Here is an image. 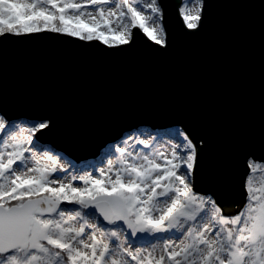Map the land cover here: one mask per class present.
I'll return each instance as SVG.
<instances>
[{
  "label": "snow or ice",
  "instance_id": "snow-or-ice-1",
  "mask_svg": "<svg viewBox=\"0 0 264 264\" xmlns=\"http://www.w3.org/2000/svg\"><path fill=\"white\" fill-rule=\"evenodd\" d=\"M203 9L181 0L182 27L197 30ZM42 32L108 48L143 33L168 46L161 0H0V37ZM50 125L0 113V264H264V155L248 157L242 206L225 216L231 202L194 188L197 148L185 132L134 130L77 168L41 149L36 134Z\"/></svg>",
  "mask_w": 264,
  "mask_h": 264
},
{
  "label": "water",
  "instance_id": "water-1",
  "mask_svg": "<svg viewBox=\"0 0 264 264\" xmlns=\"http://www.w3.org/2000/svg\"><path fill=\"white\" fill-rule=\"evenodd\" d=\"M161 2L166 48L143 33L119 48L49 32L0 37V113L49 119L39 145L82 165L134 130L180 127L197 148L195 190L235 215L246 161L264 155V0H204L195 31L182 27L181 0Z\"/></svg>",
  "mask_w": 264,
  "mask_h": 264
},
{
  "label": "rangeland",
  "instance_id": "rangeland-1",
  "mask_svg": "<svg viewBox=\"0 0 264 264\" xmlns=\"http://www.w3.org/2000/svg\"><path fill=\"white\" fill-rule=\"evenodd\" d=\"M180 7V6H179ZM191 7V6H190ZM107 38L108 39H115V36L114 35H110V36H107ZM20 126H24V127H26L28 124H19ZM180 130V131H183L180 127H178V128H175V130ZM174 130V131H175ZM143 132H145V133H148V132H151V131H149V130H146V129H144V130H142ZM174 131H172V132H174ZM171 132V133H172ZM171 133H169V134H171ZM141 138H145V137H141ZM172 142H174V141H167V140H165V141H163V142H161L160 144H158L157 145V147H159V149L161 150V151H164L166 154L168 153V152H170V147H169V144L170 143H172ZM41 149L42 150H46V148H43V147H41ZM137 150H139V151H145L144 149H143V146L141 145V146H138L137 147ZM53 154H56V153H54L53 152ZM68 162V160L67 159H65V158H63L62 157V160H61V164L62 165H64L65 167H69V164L67 163ZM106 162H107V160L105 159L104 160V163L106 164ZM98 163V161L97 162H95V163H93V164H97ZM71 164H73V165H75L77 168H84V167H86L87 165H83V166H78V164H76V163H72L71 162ZM82 174V173H81ZM260 176H264V171H261V172H258V174H257V178H259ZM75 183H77V184H79V181H76ZM69 207H71V206H69Z\"/></svg>",
  "mask_w": 264,
  "mask_h": 264
},
{
  "label": "bare ground",
  "instance_id": "bare-ground-1",
  "mask_svg": "<svg viewBox=\"0 0 264 264\" xmlns=\"http://www.w3.org/2000/svg\"><path fill=\"white\" fill-rule=\"evenodd\" d=\"M78 166H80V167H81V166H83V165H82V164H78Z\"/></svg>",
  "mask_w": 264,
  "mask_h": 264
}]
</instances>
